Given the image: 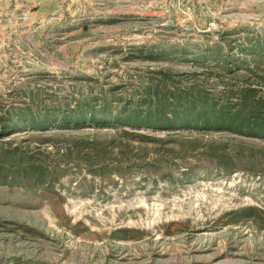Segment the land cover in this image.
Returning a JSON list of instances; mask_svg holds the SVG:
<instances>
[{
	"label": "rangeland",
	"instance_id": "obj_1",
	"mask_svg": "<svg viewBox=\"0 0 264 264\" xmlns=\"http://www.w3.org/2000/svg\"><path fill=\"white\" fill-rule=\"evenodd\" d=\"M244 89L264 0H0V119L54 112L0 135V264H264L263 136L113 121ZM85 104L106 121L59 124Z\"/></svg>",
	"mask_w": 264,
	"mask_h": 264
},
{
	"label": "trees",
	"instance_id": "obj_2",
	"mask_svg": "<svg viewBox=\"0 0 264 264\" xmlns=\"http://www.w3.org/2000/svg\"><path fill=\"white\" fill-rule=\"evenodd\" d=\"M228 65V64H227ZM228 67V66H227ZM226 70L231 71V69ZM173 96L175 103L165 99L159 108H152L150 103L143 108L140 105L132 107H123L114 116L113 121L128 127H165L181 126L188 128H206L223 129L236 134L245 136H263L264 137V111L260 100L256 99L251 89H244L237 94L236 102L227 97L209 98L202 95L196 100L187 97L186 94ZM256 99L255 105L251 102ZM225 100V101H224ZM254 102V101H253ZM145 103V102H144ZM24 108L23 110H9L7 119H0V135L7 130L20 129L22 122L26 121L35 125L36 128H43L54 112L50 110H38L37 107ZM96 110L93 105L85 104L82 109L75 113V109H66L57 116L58 122L62 126L79 125L91 121L94 123H103L106 121L105 111ZM168 111V112H167ZM167 114H169L167 116ZM14 115L16 121L9 123L10 117ZM184 125V126H182ZM20 126V127H19ZM4 151V150H3ZM2 156L12 160L14 154L6 156L7 152H2Z\"/></svg>",
	"mask_w": 264,
	"mask_h": 264
}]
</instances>
